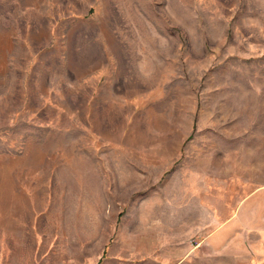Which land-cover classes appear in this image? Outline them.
Instances as JSON below:
<instances>
[{
    "label": "rangeland",
    "instance_id": "rangeland-1",
    "mask_svg": "<svg viewBox=\"0 0 264 264\" xmlns=\"http://www.w3.org/2000/svg\"><path fill=\"white\" fill-rule=\"evenodd\" d=\"M0 264H264V0H0Z\"/></svg>",
    "mask_w": 264,
    "mask_h": 264
}]
</instances>
